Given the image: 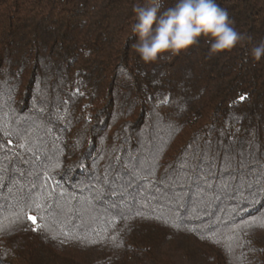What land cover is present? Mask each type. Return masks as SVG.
Instances as JSON below:
<instances>
[{"label":"trees","instance_id":"obj_1","mask_svg":"<svg viewBox=\"0 0 264 264\" xmlns=\"http://www.w3.org/2000/svg\"><path fill=\"white\" fill-rule=\"evenodd\" d=\"M134 3L0 0V264H264V0L151 64Z\"/></svg>","mask_w":264,"mask_h":264},{"label":"clouds","instance_id":"obj_2","mask_svg":"<svg viewBox=\"0 0 264 264\" xmlns=\"http://www.w3.org/2000/svg\"><path fill=\"white\" fill-rule=\"evenodd\" d=\"M136 0L130 29L137 38L133 45L140 59L156 63L187 54L202 41L208 44V57L231 52L251 40L233 26L227 9L217 0ZM257 62L264 59V43L251 49Z\"/></svg>","mask_w":264,"mask_h":264},{"label":"snow or ice","instance_id":"obj_3","mask_svg":"<svg viewBox=\"0 0 264 264\" xmlns=\"http://www.w3.org/2000/svg\"><path fill=\"white\" fill-rule=\"evenodd\" d=\"M241 99H243V97ZM262 174H264V172H262ZM31 219L33 220V222H35V220H36L35 217H31ZM261 226L264 227V225H261Z\"/></svg>","mask_w":264,"mask_h":264}]
</instances>
